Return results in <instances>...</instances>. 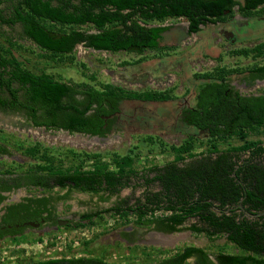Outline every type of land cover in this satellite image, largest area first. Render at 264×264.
I'll list each match as a JSON object with an SVG mask.
<instances>
[{
  "label": "trees",
  "instance_id": "1",
  "mask_svg": "<svg viewBox=\"0 0 264 264\" xmlns=\"http://www.w3.org/2000/svg\"><path fill=\"white\" fill-rule=\"evenodd\" d=\"M235 6L242 13H251L264 6V0H0V25L19 26L20 37L30 43L26 46L0 34V110L23 112L35 127L102 137L109 132L102 129V116L114 112L120 100L149 101L170 96L126 91L111 83H68L44 71L34 73L27 68L23 51L85 70L86 64L73 55L79 44L110 53L167 50L160 42L169 29L163 25L168 19H183L188 23V33H197L201 25L221 21ZM263 47L261 41L249 52L261 54ZM235 70L218 64L194 74L201 84L196 105L187 109L185 121L204 132L199 138L196 132L178 145H167L157 136H148L145 140L150 149L145 153L134 148L124 154L68 149L74 163L69 167L46 152L23 171L12 166L0 170V202L6 198L1 192L22 187L40 190L39 195L5 205L1 223H14L19 215L29 220L44 218V214L53 213L56 202L68 198L71 190L106 200L128 187L131 178L140 177L145 189L134 206L120 200L111 207L80 214L73 226L81 227L84 221L91 224L96 218L103 220L106 214L121 219L131 214L135 224L163 232L186 228L205 233L209 239L223 235L237 249L236 253H227L220 247L211 254L204 248L187 246L152 264H264V223L245 217L247 213L264 220V143L250 138L264 131V93H233L227 81ZM252 72H259L262 78L264 66ZM233 140L240 144H233ZM3 141L0 138V155L10 154ZM197 148L203 149L195 153ZM25 151L30 156L39 155L41 145L34 143ZM155 153L171 156V160L136 169L134 164L143 154ZM244 154L247 156L242 158ZM87 163L90 168L84 169ZM152 183L160 190L150 193L146 188ZM55 187L68 190L54 196L50 191ZM158 210L169 214L157 216ZM236 211L242 213L241 217L235 215ZM189 218H197L203 226L183 227ZM35 239L37 236L32 235L25 240ZM189 258L194 260L189 262Z\"/></svg>",
  "mask_w": 264,
  "mask_h": 264
},
{
  "label": "rangeland",
  "instance_id": "2",
  "mask_svg": "<svg viewBox=\"0 0 264 264\" xmlns=\"http://www.w3.org/2000/svg\"><path fill=\"white\" fill-rule=\"evenodd\" d=\"M242 2V0H237ZM5 4H2L3 8ZM237 7H234L232 14H238ZM253 15V19L250 21L251 27H243L238 34L239 41L236 42V47H246L250 44L259 43L264 41V6H260L258 9L251 13H244ZM263 16V17H261ZM230 19V18H229ZM228 17H225L216 26L207 24L201 26L200 31L187 35V22L183 19H168L163 23L164 26H168V31L164 32L162 46L169 43L173 39H177L179 45H177L175 51L171 52L168 56L167 50L155 51L149 50L143 54L117 52L110 53L106 51H97L90 48H86L81 44L77 45L73 50V55L76 61L86 64V69L83 70L76 64H70L68 62L63 64H55L42 58H38L35 54L23 51L21 53L22 58L27 61V68L34 73H40L42 71L52 74L54 77L59 78L68 83H111L119 86L126 91L136 89L141 91H150L151 87H155L160 90L165 87L166 80L170 79V76H175V73H180L183 80L186 83V96L185 99L193 105V89L201 84V80L194 79V71L201 72L212 69L218 64L226 65L228 68L233 63L239 62L241 67L231 68L236 69L235 72L228 76L230 87L240 91L242 95L252 96L264 93V84L252 83L251 80L247 81L246 71L250 66L255 65L253 62H258L259 59L251 57L249 54L242 53V56L237 57L236 52L232 53L227 51L225 42L222 39L216 40L221 35L218 32L219 28L229 29ZM10 35L11 37L20 40L21 43L26 46L30 45L20 37L19 26L7 27L0 25V34ZM35 52H39L36 48L32 47ZM261 54H264L261 53ZM247 55L249 56L247 58ZM243 56H246L245 58ZM254 59V60H253ZM264 59V58H263ZM250 63V64H247ZM250 65V66H246ZM167 73L170 76H167ZM180 76V77H181ZM91 77H95V81H92ZM158 83V85H156ZM149 89V90H148ZM160 92L161 91H154ZM190 92V94H188ZM170 98V97H168ZM131 99H122L121 106L123 107L125 114H129L132 106H138V113L143 114L149 118L150 126L147 129H143L140 134L133 133L131 135L130 128L127 124H122V128L112 129L110 132L102 137L91 136L80 133H70L62 129H46L44 127H35L26 118L23 112H10L0 110V138L3 139V143L8 147L10 154L0 155V170L12 166L17 168V171H23L31 163H34L37 158H41L43 153L52 152L56 157V162H62L64 166H71L74 163L71 161V155L67 151L68 149L85 150V151H111L124 154L128 149L134 148L142 152L148 151V144L144 137L156 136L160 132L164 140L169 143H181L182 139L187 135L196 134L198 132V138L204 135L203 131H196L193 127L179 121L178 116L174 113L173 109L177 105V101L167 102H130ZM160 100V99H157ZM119 101V103H120ZM119 103L117 105L119 106ZM140 109V110H139ZM163 118L164 121L161 128L159 126H152L156 119ZM179 131H182V135H179ZM149 134V135H147ZM158 137V136H157ZM251 139H258L264 143V131L260 135H252ZM161 139V138H160ZM39 143L41 145V151L39 155L35 154L30 156L25 149ZM233 144H240V142L233 140ZM264 145V144H263ZM220 148H224V144L220 145ZM44 149V150H43ZM150 149V147H149ZM203 148L195 149V153L200 152ZM43 150V151H42ZM247 155H243L245 158ZM171 160V156L155 153V154H143L134 164L138 171L152 167L153 165H163L167 161ZM182 164V163H180ZM84 169H89L90 164L83 165ZM110 168L114 169V166L110 165ZM143 179L140 177H133L129 182V186L121 189L118 194L111 195L106 200H100L99 195L79 192L71 190L66 200H59L58 214L72 215V222L58 229H50L49 231H42L38 233V241L31 249L29 253H41V254H72L76 253L75 248L84 243H93L94 245L105 244H119L116 250H110L103 253L107 255L108 259L116 261L134 259L132 263L137 264H150L151 261L160 259L158 250H152L150 246H142L144 244H155V242L165 239L168 242L173 241L174 237H166L174 233H165L155 229L153 226L145 227L135 224L134 215L129 214L126 219H121L118 215L106 214L103 220L94 219L90 224L83 222L84 227H92L93 234L88 241H80L77 236H73L70 231L77 229L73 226V223L78 220V215L85 212H92L101 209H105L113 206L120 200H126L127 206H134L137 200L142 198L145 186H143ZM150 193H154L160 190V187L156 183H152L146 188ZM38 189H20L10 193L12 201H18L24 196L39 195ZM65 193L62 189L53 188L50 194L56 196ZM217 211V210H215ZM157 216L169 214L162 210L155 212ZM235 215L241 217L242 213L236 211ZM245 217L250 221H258L264 223V220H258L257 216H252L245 213ZM192 224H196L202 227L203 224L198 221L197 218H189L185 221L183 227H188ZM180 232L191 233L186 228H183ZM64 233H67L64 236ZM198 246L206 249L209 253H216L220 247L224 252L236 253L237 249L233 245L227 243L226 237L223 235H216L212 238H207L205 233H191ZM64 237V244L61 243ZM75 237L79 243L74 244ZM178 238V237H177ZM21 236H16L11 241H5L0 243V252L6 251L7 254L25 253V249L20 247V243H25L20 240ZM42 239H46L45 244ZM180 240V239H179ZM33 241L30 243L32 244ZM137 244L131 246L132 244ZM92 244V245H93ZM89 245V246H90ZM90 246L93 248V246ZM94 251L90 250V253ZM133 255V256H130ZM130 257V258H129Z\"/></svg>",
  "mask_w": 264,
  "mask_h": 264
},
{
  "label": "flooded vegetation",
  "instance_id": "3",
  "mask_svg": "<svg viewBox=\"0 0 264 264\" xmlns=\"http://www.w3.org/2000/svg\"><path fill=\"white\" fill-rule=\"evenodd\" d=\"M235 7H237V6H235ZM233 9H234V7L232 8V12H233ZM237 9H238V7H237ZM238 11H239V9H238ZM232 12L231 13L226 12V15H227L226 17H228L227 21H229V23H230L229 24L230 28L227 30L225 28H219L218 27V32L221 36L218 37L216 40H218V39L224 40L227 51H230L232 53L236 52V56L240 57V56H242L240 54V50H245V52L247 54H249V49H252L253 47H255V45L258 44V43L250 44V45L246 46L245 48L244 47H240V48L236 47V42L239 41L238 34L240 35V30L243 27H247V28L251 27L252 24H250V21L253 19L254 16L253 15L251 16L249 14H244L242 12H239L238 14H232ZM261 17H263V16H261ZM218 23H224V22L217 20L214 23H207V24H212V25L216 26ZM206 25H201V26H206ZM187 26H188V23H187ZM169 29H171V28H169ZM186 33H187V35L195 34V33H188V29L186 30ZM163 39H164V36L162 35V40L160 42V45L163 42ZM177 45H179V42L177 39L176 40L173 39L169 43L164 44L165 47H168V49L166 51L168 53V56L170 55L171 52L175 51ZM262 49L264 52V47ZM243 57L245 58L246 56H243ZM248 57L249 56L247 55V58ZM251 57H253L256 60L257 59H259V60H258V62H256V61L253 62L255 64L253 66H250L251 64L247 63V64H250V65H246V66H250V68L245 72L246 76H248L247 81L251 80L252 83H254V84L259 83L260 85H262V84H264V77L259 78V76H258L259 72H252V70L255 67L264 66V59H263L264 54H256V51H253V52H251ZM213 67H211V68H213ZM229 67L230 68H239V67H241V65L239 62L235 61L233 63V65L229 66ZM195 73H197V71H194V73L192 74L193 77H194ZM174 75L175 76L172 77V76H170L169 73H167V76H170L171 78L166 80V84H165L164 88L157 90L155 87H151V89H150V91H161L163 93H166L170 96V98H165V99H160V100H149V101H145V100L141 101L139 99H131L129 101L130 102L141 101V102L161 103V102L175 101L176 100L178 103H177L176 107L173 109V111L178 116L179 121H181L184 124H187V122L185 121L186 114L189 113L187 111V109H194V106L196 105V102H197L198 90H199L200 85L196 86V88L193 89L192 95L194 97L193 98L194 103H193V105H190V103L185 99L186 90H187L185 81L183 80L180 73H175ZM194 79L196 80L197 78L194 77ZM227 83H228V86L230 87L231 86L230 82L227 81ZM156 85H158V83H156ZM131 90L135 91V92L136 91L140 92L139 90H136V89H131ZM232 92L233 93L237 92L239 95H242L240 93V91L235 89L234 87L232 88ZM188 94H190V92ZM121 104H122V101H120L118 109H116L114 112H111L110 114H108L106 116H102L103 117L102 118L103 119L102 129H107L110 132L112 129L122 128V124H127L128 128H130L131 135H133V133L140 134L141 132H143L142 131L143 129H147V128L151 127L150 123H149L150 121L148 120L149 118L145 117L143 114L138 113V109H137L138 106H132L130 113L125 114L126 112L124 111ZM154 119H155L154 121H156V122L154 124H152V126H154V127L159 126L161 128V126L163 124L162 121H164V119L162 117L159 119H156V118H154ZM187 125L191 126L189 124H187ZM161 133L162 132L155 134V135L158 136L159 138H161L167 145H171V144L178 145L179 144V143H177V144L169 143L168 141L164 140L163 137L161 136ZM178 133H179V135H182V131H179ZM147 135H149V134H147ZM143 139H146V137H144ZM149 147L150 146H148L146 148L149 149ZM55 188L59 189L58 187H55ZM20 189H26V188L22 187V188H17L15 190H11L9 192H1L3 195L6 196V198L2 202H0V215H2L5 212V210H4L5 205L21 201V199H19L18 201L13 202L11 197H10V193H12L14 191H18ZM62 190L64 192H66L68 190V188H65ZM58 204H59V202L55 203V209H54L52 214H50V215L44 214L43 215L44 218H41L38 220L22 219V216L19 215L15 219L14 223H1V221H0V243L5 242V241H11V239L15 238L18 235L21 236L20 240L29 243V242H32L33 240L27 241L25 239H27L28 237H30L32 235L36 236L38 233H40L42 231H49L50 229H53V227H55V226H57L56 229H58L59 227L69 225L73 221L72 220L73 216L72 215L58 214L57 213ZM78 218H79V215H78ZM41 221H43V222L41 223ZM29 222L40 223V225L38 227H33V226L26 224ZM189 231L191 233H193L191 230H189ZM165 233L169 234L170 232H165ZM191 233L187 234V233H183V232L178 231L175 234L168 235V236H172L175 238L171 242L166 243V242L161 241V239H160L159 241L155 242V244L154 243L153 244H144L142 246H144V247L150 246L149 247L150 249L158 250L160 255H162L161 257H159L160 258L159 260H161L163 258L170 256V255H173L174 253L178 252L179 250H182L183 248H185L187 246L200 247L196 243V239ZM92 244L93 243H91V245ZM89 245H90V243H84L82 245H79V247L75 248L76 253H72V254H41V253L0 254V264H137V263H132L134 261V259H130V260L126 259V260L119 262V261L114 260L115 256H113V259L110 260L107 258V255L103 254L106 251L116 250L117 247H119L118 243L116 245H114V243L113 244L107 243V244L101 245V246L93 244L94 245V246L92 245L93 248H91L90 247L91 245L90 246ZM134 245H137V244L135 243V244H132L131 246H134ZM90 250L94 251V253H92V252L90 253ZM130 256H133V255H130ZM193 260H194V258L188 259L189 262H191ZM156 261H158V259L151 261L150 264L155 263Z\"/></svg>",
  "mask_w": 264,
  "mask_h": 264
},
{
  "label": "built area",
  "instance_id": "4",
  "mask_svg": "<svg viewBox=\"0 0 264 264\" xmlns=\"http://www.w3.org/2000/svg\"><path fill=\"white\" fill-rule=\"evenodd\" d=\"M70 233L73 235V236H77V239H79L80 241L84 242V241H88L90 239V236L93 234V228L92 227H84V228H81V227H78L77 229H73L72 231H70ZM67 233H64V236H66ZM74 240V244L73 245H76L78 244L79 242L76 241L75 237L72 238ZM38 241H33L32 244H30L31 242H25V243H20V247H22L23 249H25V253H29L28 250L31 249ZM42 242L45 244L46 242V239H42ZM64 237L61 241L62 244H64ZM0 254H7L6 251H2L0 252Z\"/></svg>",
  "mask_w": 264,
  "mask_h": 264
},
{
  "label": "water",
  "instance_id": "5",
  "mask_svg": "<svg viewBox=\"0 0 264 264\" xmlns=\"http://www.w3.org/2000/svg\"><path fill=\"white\" fill-rule=\"evenodd\" d=\"M239 207H242V205L240 204L239 205ZM260 214V213H259ZM43 221H41V223H42ZM26 224H28V225H30V226H33V227H38L39 225H40V223H34V222H29V223H26ZM61 225V224H60ZM57 228V226H55V227H53V229H56Z\"/></svg>",
  "mask_w": 264,
  "mask_h": 264
},
{
  "label": "bare ground",
  "instance_id": "6",
  "mask_svg": "<svg viewBox=\"0 0 264 264\" xmlns=\"http://www.w3.org/2000/svg\"><path fill=\"white\" fill-rule=\"evenodd\" d=\"M167 237H171V236H167ZM160 239H161V241H163V242H166V243H167V241H166L165 239H162V237H160Z\"/></svg>",
  "mask_w": 264,
  "mask_h": 264
}]
</instances>
